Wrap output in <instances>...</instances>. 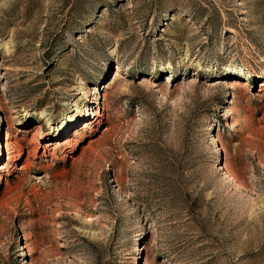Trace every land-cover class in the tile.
Listing matches in <instances>:
<instances>
[{
    "label": "rangeland",
    "instance_id": "rangeland-1",
    "mask_svg": "<svg viewBox=\"0 0 264 264\" xmlns=\"http://www.w3.org/2000/svg\"><path fill=\"white\" fill-rule=\"evenodd\" d=\"M0 264H264V0H0Z\"/></svg>",
    "mask_w": 264,
    "mask_h": 264
},
{
    "label": "bare ground",
    "instance_id": "bare-ground-1",
    "mask_svg": "<svg viewBox=\"0 0 264 264\" xmlns=\"http://www.w3.org/2000/svg\"><path fill=\"white\" fill-rule=\"evenodd\" d=\"M76 107H78V105H76ZM77 110H79V109L77 108V109H75L73 112H75V111H77Z\"/></svg>",
    "mask_w": 264,
    "mask_h": 264
}]
</instances>
